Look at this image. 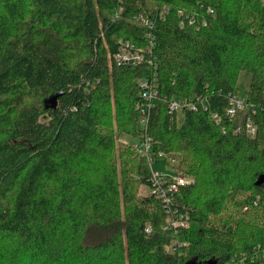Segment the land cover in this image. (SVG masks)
I'll use <instances>...</instances> for the list:
<instances>
[{"label": "trees", "instance_id": "16d2710c", "mask_svg": "<svg viewBox=\"0 0 264 264\" xmlns=\"http://www.w3.org/2000/svg\"><path fill=\"white\" fill-rule=\"evenodd\" d=\"M126 42L140 64L116 60ZM141 80L159 86L154 158L193 178L173 197L187 227L141 191L151 163L120 139L144 129ZM175 99L196 104L181 123ZM261 175L264 0H0V264H264Z\"/></svg>", "mask_w": 264, "mask_h": 264}, {"label": "built area", "instance_id": "2783aa9c", "mask_svg": "<svg viewBox=\"0 0 264 264\" xmlns=\"http://www.w3.org/2000/svg\"><path fill=\"white\" fill-rule=\"evenodd\" d=\"M187 19L190 23L194 22V19L187 15ZM181 24H184V20L181 21ZM121 50L115 55L117 61L120 62H135L140 64L143 61V56L139 52V50L135 49L133 45L129 42L124 43L122 45ZM141 87V95L145 99V101L139 102L137 105V109L139 110V122L143 130H141L140 138L137 143H135V147L137 148L138 153L141 156L147 157L148 160L151 161L154 159V156L151 152L152 146V138L147 135L145 129L149 122V112L152 107L150 99H153L158 95V85L156 82L150 83L147 80L140 81ZM246 99L237 98L236 95L232 96L230 99L229 106L227 108V114L230 117H236L239 113L238 111L242 110L245 106ZM185 107H189L192 109H196V104L194 102H183L181 100H173L170 103V111H178V109H183ZM214 117L217 118V115L214 114ZM245 125V126H244ZM244 125H239L237 131L246 132L250 136L255 135L257 126L251 118H247ZM162 155V154H160ZM162 158L164 156L162 155ZM170 161V160H169ZM175 160H171L170 164L167 165L172 173H163L161 171H157L151 167V181L149 185V193L157 196L164 204V207L167 209V212L172 215L170 216V224L174 227H187L189 226V214L187 211L181 213L177 207L173 206V197L177 191L183 186H187L191 184L193 181L192 176L185 175L180 170H178L173 162ZM150 226H147L146 231H150Z\"/></svg>", "mask_w": 264, "mask_h": 264}, {"label": "rangeland", "instance_id": "374dc122", "mask_svg": "<svg viewBox=\"0 0 264 264\" xmlns=\"http://www.w3.org/2000/svg\"><path fill=\"white\" fill-rule=\"evenodd\" d=\"M250 79H251V74L247 71H243L240 73L237 84H236V90H235V95L237 98L244 99L247 98L248 96V90H249V84H250ZM177 119L178 122L181 123L183 121V111L181 109H178L177 113ZM122 141H127L128 143L130 142L131 145H136L137 143L134 138H130L129 136L123 134L120 138ZM173 162V161H172ZM170 161L163 159V158H154L151 161V166L153 169L157 171H161L163 173H172L170 169L168 168L167 165H169ZM174 163V162H173ZM172 164V163H170ZM143 193L149 194V188L148 187H143L141 190Z\"/></svg>", "mask_w": 264, "mask_h": 264}, {"label": "water", "instance_id": "95a60500", "mask_svg": "<svg viewBox=\"0 0 264 264\" xmlns=\"http://www.w3.org/2000/svg\"><path fill=\"white\" fill-rule=\"evenodd\" d=\"M63 94V92L53 93L44 99V104L46 108H56L59 104L58 98ZM264 182V175L259 176L256 181V185H261Z\"/></svg>", "mask_w": 264, "mask_h": 264}]
</instances>
